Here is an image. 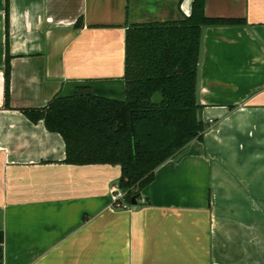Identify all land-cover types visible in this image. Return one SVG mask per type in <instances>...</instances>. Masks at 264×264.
<instances>
[{
    "label": "crops",
    "instance_id": "obj_1",
    "mask_svg": "<svg viewBox=\"0 0 264 264\" xmlns=\"http://www.w3.org/2000/svg\"><path fill=\"white\" fill-rule=\"evenodd\" d=\"M192 0H0L2 264H264V0H205L196 101L204 130L115 205L117 164L64 162L21 111L88 86L123 100L125 33ZM7 33V47H6ZM9 95L5 104V63Z\"/></svg>",
    "mask_w": 264,
    "mask_h": 264
},
{
    "label": "trees",
    "instance_id": "obj_2",
    "mask_svg": "<svg viewBox=\"0 0 264 264\" xmlns=\"http://www.w3.org/2000/svg\"><path fill=\"white\" fill-rule=\"evenodd\" d=\"M204 2L192 0L191 12L182 20L126 29L123 100L98 96L82 85L71 95L54 96L43 107L21 110L32 122L42 120L47 130L62 136L64 162L119 165L118 187L128 202L139 197L160 164L191 140L202 138L204 125L197 119L196 101L201 27L240 22L206 17ZM7 10L5 0L6 26ZM9 59L6 52V105Z\"/></svg>",
    "mask_w": 264,
    "mask_h": 264
},
{
    "label": "built area",
    "instance_id": "obj_3",
    "mask_svg": "<svg viewBox=\"0 0 264 264\" xmlns=\"http://www.w3.org/2000/svg\"><path fill=\"white\" fill-rule=\"evenodd\" d=\"M111 198H112V202L115 205H121L122 207H126V204H124V193H122L120 191V189L118 188V186H113L111 188ZM137 200V198H136Z\"/></svg>",
    "mask_w": 264,
    "mask_h": 264
},
{
    "label": "water",
    "instance_id": "obj_4",
    "mask_svg": "<svg viewBox=\"0 0 264 264\" xmlns=\"http://www.w3.org/2000/svg\"><path fill=\"white\" fill-rule=\"evenodd\" d=\"M197 119H198V121H201V111H200V109H198L197 110ZM131 204H136V198H135V196H132L131 197Z\"/></svg>",
    "mask_w": 264,
    "mask_h": 264
},
{
    "label": "rangeland",
    "instance_id": "obj_5",
    "mask_svg": "<svg viewBox=\"0 0 264 264\" xmlns=\"http://www.w3.org/2000/svg\"><path fill=\"white\" fill-rule=\"evenodd\" d=\"M119 188V187H118ZM120 189V188H119ZM120 191L122 192V193H124V201H125V203L127 202V200L125 199V191L124 190H122V189H120ZM127 204V203H126Z\"/></svg>",
    "mask_w": 264,
    "mask_h": 264
}]
</instances>
